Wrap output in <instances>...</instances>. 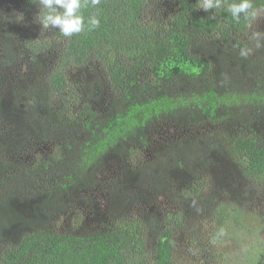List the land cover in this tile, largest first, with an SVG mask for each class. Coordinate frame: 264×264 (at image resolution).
<instances>
[{
	"label": "trees",
	"instance_id": "obj_1",
	"mask_svg": "<svg viewBox=\"0 0 264 264\" xmlns=\"http://www.w3.org/2000/svg\"><path fill=\"white\" fill-rule=\"evenodd\" d=\"M253 6L264 14V0ZM153 7L89 0L83 31L45 41L36 0H0V264H175L173 227L137 207L174 191L190 219L222 226L263 191L264 46L252 33L264 26L199 0ZM82 206L96 224L60 223Z\"/></svg>",
	"mask_w": 264,
	"mask_h": 264
},
{
	"label": "rangeland",
	"instance_id": "obj_2",
	"mask_svg": "<svg viewBox=\"0 0 264 264\" xmlns=\"http://www.w3.org/2000/svg\"><path fill=\"white\" fill-rule=\"evenodd\" d=\"M150 1L153 5H151ZM150 1L148 0L149 8L147 9L146 16L150 13L158 16V14H155L153 6L157 8L162 6L163 10V0ZM162 14L163 18L167 20L166 16L174 14V9H165ZM31 16L29 25L32 24L35 14ZM34 24H36L33 33L35 39L40 40L41 37H44L45 41H49L50 39H56V33H60L58 27L48 28L55 36L50 37V35L44 32L42 25L38 22ZM252 26L254 27L253 29L264 26L263 13L259 14V17ZM43 34L44 36H41ZM57 47L61 46L57 44ZM52 55L48 56L51 57ZM18 68L21 69L8 70L7 76L11 79V84L17 81V76L24 75L27 78L29 75V73H23H26L24 64L18 66ZM7 85H10L9 81ZM3 128H5V123L0 122V130ZM188 131L199 132L196 128H191ZM178 133L184 135L183 130H180ZM46 146H30V148L35 149L30 150L28 158L37 156V153L41 152L42 148L45 149ZM117 170L118 165L115 164L104 177L115 175ZM259 189L260 192L254 200L236 203L230 210H225V224L222 226H219L217 223L216 214L208 219H190L184 213L190 202L182 196H177V192L174 191L159 195L155 201L145 204V206L137 207V211L155 207L163 214L168 225L173 227L174 243L172 246L175 264H264V188L263 191H261L260 187ZM96 197L105 206L106 197L104 189ZM94 211L96 214V210ZM219 211L223 213L222 210ZM92 214L86 207H78L77 215L79 217L73 216L74 213L66 214L62 216L60 223L66 224V226H73V222L81 220L83 224L94 225L96 222L93 220ZM172 216H175V220ZM180 217L181 223L178 221ZM209 222H211L210 226L207 225ZM60 223L56 226H60ZM150 256L151 253L146 247H143L142 257L140 258L144 259Z\"/></svg>",
	"mask_w": 264,
	"mask_h": 264
},
{
	"label": "clouds",
	"instance_id": "obj_3",
	"mask_svg": "<svg viewBox=\"0 0 264 264\" xmlns=\"http://www.w3.org/2000/svg\"><path fill=\"white\" fill-rule=\"evenodd\" d=\"M39 6V13L36 17L37 22L42 25L43 29L59 28L60 32L69 37L75 33H80L84 29L85 18L81 9L89 6V0H36ZM99 0H90L91 6H96ZM230 14L236 22L241 19L251 27L252 21H255L259 16V11L253 6V0H199V9L213 10L221 9ZM88 24L91 27H98L99 20L92 16L88 19ZM264 34L253 32L252 38L257 40V48L264 46L260 43ZM240 55L248 56V50L241 48Z\"/></svg>",
	"mask_w": 264,
	"mask_h": 264
}]
</instances>
